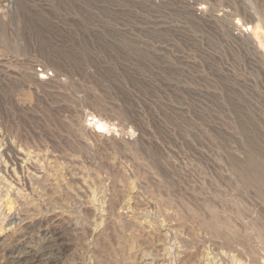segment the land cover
Wrapping results in <instances>:
<instances>
[{
  "label": "rangeland",
  "instance_id": "1",
  "mask_svg": "<svg viewBox=\"0 0 264 264\" xmlns=\"http://www.w3.org/2000/svg\"><path fill=\"white\" fill-rule=\"evenodd\" d=\"M262 35L264 0H0V137L38 169L0 177V264H264Z\"/></svg>",
  "mask_w": 264,
  "mask_h": 264
},
{
  "label": "bare ground",
  "instance_id": "2",
  "mask_svg": "<svg viewBox=\"0 0 264 264\" xmlns=\"http://www.w3.org/2000/svg\"><path fill=\"white\" fill-rule=\"evenodd\" d=\"M244 24V23H243ZM244 28H246L247 29V31H249V32H252L253 31V34H252V37L254 36L255 38L254 39H257V41H258V43H260V40H261V37H260V33L259 32H254V30H256L257 28H258V25H256V26H253V27H251V26H247L246 24H244ZM241 30H243V29H241ZM259 31H260V29H259ZM262 32V31H261ZM261 34H263V33H261ZM262 36H264V35H262ZM1 37V36H0ZM264 42V41H263ZM262 44V43H261ZM262 47V46H261ZM263 49V48H262ZM14 69V68H13ZM2 70V69H1ZM4 70V69H3ZM1 72V71H0ZM10 72V71H9ZM3 74H5V72H2ZM1 73V74H2ZM13 74V73H12ZM12 74H10V75H12ZM8 75V74H7ZM39 78H41V79H43V78H46V77H44V75H42L41 77L39 76ZM23 111V110H22ZM90 116V115H89ZM91 118H90V121H91V126H92V129L96 132V134L98 133V134H102V133H104L105 131H108L109 132V129L111 128V126L112 125H109L108 123H106L105 121H103V119H101V118H95V116H90ZM107 121V120H106ZM85 126V125H84ZM2 127V126H1ZM0 127V128H1ZM113 127V126H112ZM2 132V131H1ZM6 132V131H5ZM94 132V133H95ZM15 134V133H14ZM35 134V133H34ZM12 135V134H11ZM18 135V134H17ZM17 135H15L16 137H17ZM21 135V134H20ZM30 136V135H29ZM14 137V136H13ZM15 137V138H16ZM19 137V136H18ZM23 137H26V136H23ZM14 138V139H15ZM27 138V137H26ZM18 139V143H23V140L21 141L20 140V138H17ZM22 139V138H21ZM33 138L31 137V140H32ZM37 139H39V138H37ZM8 140L10 141V134H6V133H2V136L0 137V148H1V146H3L4 147V153L3 154H1V159L3 160L2 161V164H1V170H0V177H3V179H5L4 181H8V180H10V184L12 183V182H14V177H16V180H15V182H18V183H21V186H20V191H24V189L27 187V183L30 181V176H29V173H32V172H34V174H37V168L34 166V162L32 163V162H29V160L28 159H23V160H21L22 161V164H24V166H19V156L21 155H19L18 154V152H16V150L14 149V147L11 145V144H9L8 143ZM17 141V140H16ZM25 141V140H24ZM34 141V140H33ZM36 141V140H35ZM48 141H50V140H48ZM52 141V140H51ZM55 142V141H54ZM15 144H17V142L15 143ZM31 144V143H30ZM28 142H25V143H23V145H22V147L23 146H27V147H31L32 148V146L34 145V144H32V145H30ZM38 145H40V144H38ZM38 145H35V146H37V147H39ZM34 146V147H35ZM42 146V145H41ZM40 146V147H41ZM45 146H47V145H45ZM18 147H19V144H18ZM21 147V146H20ZM50 147V146H49ZM87 147V146H86ZM26 149V148H25ZM32 149H34V148H32ZM37 149V148H36ZM44 149H46L45 147H44ZM23 150V149H22ZM35 151V150H34ZM33 151V152H34ZM40 151V150H39ZM41 151H43V150H41ZM29 153V152H28ZM57 154H59V153H57ZM30 155V154H29ZM41 157V156H40ZM41 161V160H40ZM19 166V167H18ZM10 167H12V169H13V171H12V173H10L9 172V168ZM26 168V169H25ZM37 169V170H36ZM25 171L28 173V176L26 177L25 175H24V173H25ZM30 171V172H29ZM33 174V173H32ZM31 175V174H30ZM34 176V175H33ZM37 177V176H36ZM35 177V178H36ZM30 178V179H29ZM13 180V181H12ZM27 180H29V181H27ZM31 182V181H30ZM7 183V182H6ZM14 184V183H13ZM31 184H33L32 182H31ZM36 185V184H35ZM19 186V185H18ZM16 201V200H15ZM170 203V202H169ZM8 204V203H7ZM172 205V204H171ZM31 211V210H30ZM192 211V210H191ZM193 214V213H192ZM197 214V213H196ZM194 215V214H193ZM195 217V216H194ZM214 218V217H213ZM218 218V217H217ZM205 220V219H204ZM213 220V219H212ZM205 221H208V220H205ZM211 221V220H210ZM214 221H211V222H208V223H203V225L206 227V229H209L210 231H213L214 230V228H219V227H215V224L213 223ZM228 222V221H227ZM23 223V222H22ZM202 223V222H201ZM228 224V223H227ZM217 225H218V222H217ZM224 225V224H223ZM23 226V225H22ZM219 226V225H218ZM225 226V225H224ZM24 227L25 226H23V230H24ZM202 227V226H201ZM204 227V228H205ZM223 227V226H222ZM203 228V227H202ZM227 228V227H226ZM26 229V228H25ZM232 229V228H231ZM23 230H21V231H23ZM208 230V231H209ZM221 230H222V228H221ZM19 231H20V229H19ZM20 231V232H21ZM215 231V232H214ZM213 232H214V235H215V233H216V231L217 230H214ZM219 231V230H218ZM234 231V230H233ZM212 232V233H213ZM229 232V231H228ZM239 232V231H238ZM16 233H17V231H16ZM231 233V235H232V232H230ZM234 233H235V231H234ZM233 233V234H234ZM59 234L60 233H58L57 231H51V232H49L48 234H47V239H45L46 240V244H47V249H54L55 247H56V249H58V244H60L59 243V241H60V236H59ZM217 234V233H216ZM258 234V233H257ZM259 234H261V233H259ZM258 234V236H260ZM226 235V234H225ZM231 235H229V237H231ZM10 236V235H9ZM218 236V235H217ZM217 236H214V237H217ZM233 236H235V235H233ZM237 236H239L238 235V233H237ZM244 236V235H243ZM262 236V235H261ZM21 237V236H20ZM228 237V236H227ZM226 237V238H227ZM236 237V236H235ZM235 237H233V239L235 238ZM263 237V236H262ZM62 238V237H61ZM232 238V237H231ZM230 238V239H231ZM229 239V238H228ZM262 239H264V238H262ZM3 240V239H2ZM21 240V239H20ZM232 241V240H231ZM233 241H235V240H233ZM263 241V240H262ZM45 245V244H44ZM242 245V244H241ZM44 248V247H43ZM42 250V249H41ZM41 250H39V251H34L33 253L32 252H30V251H21V252H19V251H17V253L15 254H12V257H11V259H12V263L13 264H35V262H36V259L37 258H39V256H43V255H45V252H47V251H41ZM52 251V250H51ZM54 251H56V250H54ZM53 253V252H52ZM43 258V257H42Z\"/></svg>",
  "mask_w": 264,
  "mask_h": 264
}]
</instances>
